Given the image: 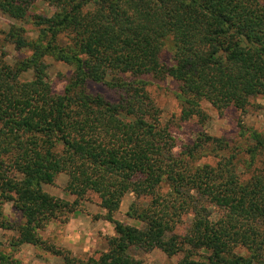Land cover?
Segmentation results:
<instances>
[{"label":"trees","instance_id":"1","mask_svg":"<svg viewBox=\"0 0 264 264\" xmlns=\"http://www.w3.org/2000/svg\"><path fill=\"white\" fill-rule=\"evenodd\" d=\"M0 15L20 53L0 58V229L11 227L1 208L10 204L20 215L12 250L43 245L38 232L93 194L115 234L98 257L56 251L65 264H139L133 249L181 255L175 264H264L263 173L198 164L205 134L176 152V127L199 122L203 104L245 112L264 98L263 3L0 0ZM47 60L71 71L62 91ZM166 81L180 106L168 119L154 93ZM61 175L73 203L42 189ZM128 194L135 226L113 218ZM0 264L17 262L0 252Z\"/></svg>","mask_w":264,"mask_h":264},{"label":"rangeland","instance_id":"2","mask_svg":"<svg viewBox=\"0 0 264 264\" xmlns=\"http://www.w3.org/2000/svg\"><path fill=\"white\" fill-rule=\"evenodd\" d=\"M259 1L264 4V0ZM37 12L46 13L47 10L39 4ZM11 24L7 17L0 15V58L9 63L20 57V53L3 39V33L7 32ZM24 28L30 38L35 37L32 27L24 26ZM47 63L48 82L55 90L62 91L70 76V69L52 60H47ZM90 91L105 92L101 86H91ZM154 93L164 119L179 114L180 106L176 89L170 82L166 81L159 87H154ZM202 108L204 117L200 118L199 122L176 127L184 128L183 131L177 132L179 137L176 152H179L181 145L202 139V135L205 134L209 139L205 140V151L200 152L202 155L198 164L215 166L218 161H222L228 163L229 167L232 166L233 170L244 179H249L254 173L261 172L264 175V98L257 97L250 100L245 112L233 109L220 112L208 104H203ZM261 148L263 149L260 150ZM252 152H255V157ZM66 184L67 177L61 175L53 185H45L42 189L50 196L73 203L75 197L65 192ZM133 202L134 196L126 195L113 218L126 225H135L126 217ZM98 204L97 196L89 194L78 204L73 214L60 215L57 220L51 221L38 232L43 245L38 247L22 245L15 250L11 249L10 242L15 236V227L20 223V215L10 204H5L1 208L11 230L0 229V252L9 255L17 264H65L63 256L55 253L56 251L69 253L72 257L81 260L89 256L98 257L106 249L105 239L111 237L106 235V226L109 223L103 220L106 212L101 210ZM188 223L189 218H184L183 225L178 229L179 234L184 232ZM76 225H79V229L75 228ZM77 232L80 234L75 237ZM130 254L139 264H175L182 257L181 255L168 257L160 250L145 252L133 249Z\"/></svg>","mask_w":264,"mask_h":264},{"label":"crops","instance_id":"3","mask_svg":"<svg viewBox=\"0 0 264 264\" xmlns=\"http://www.w3.org/2000/svg\"><path fill=\"white\" fill-rule=\"evenodd\" d=\"M133 221V220H132ZM134 222V221H133ZM135 223V225H137L136 224V222H134ZM77 224H79V222H77ZM135 225H133V226H135ZM109 226V227H108ZM108 226H106L107 227V234L106 235H109V236H114V234H115V231H114V227H113V225L111 224V223H108ZM130 226H132V225H130ZM79 227V225H76L75 226V228H77V229H79L78 228ZM102 227V226H101ZM102 229H103V227H102ZM75 234H77V235H75V237H78V235L80 234L79 232H77V233H75ZM72 237V236H71ZM84 251H86V250H84Z\"/></svg>","mask_w":264,"mask_h":264}]
</instances>
